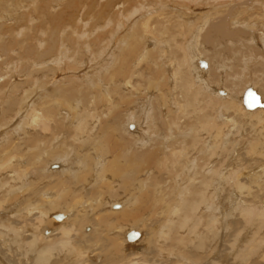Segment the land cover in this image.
Wrapping results in <instances>:
<instances>
[{
	"label": "bare ground",
	"instance_id": "obj_1",
	"mask_svg": "<svg viewBox=\"0 0 264 264\" xmlns=\"http://www.w3.org/2000/svg\"><path fill=\"white\" fill-rule=\"evenodd\" d=\"M24 2L0 0V264H264V0Z\"/></svg>",
	"mask_w": 264,
	"mask_h": 264
},
{
	"label": "rangeland",
	"instance_id": "obj_2",
	"mask_svg": "<svg viewBox=\"0 0 264 264\" xmlns=\"http://www.w3.org/2000/svg\"><path fill=\"white\" fill-rule=\"evenodd\" d=\"M22 2L23 3H25L26 4V2H24V0H22ZM86 30H87V28H86ZM65 35H66V33H64L63 35H62V41H63V39H64V37H65ZM34 36H36V35H34ZM64 44H66V43H64ZM67 45V44H66ZM65 45V47H67L68 48V45L66 46ZM142 84H144V81H143V83ZM58 93H61V92H59L58 91ZM60 95L59 94H57V97H59ZM132 100H134V99H132ZM131 99L129 100V101H118L117 103H115V110L118 108L119 110H124L123 112H127L128 114H129V111H125V110H133V111H138V110H145V108H146V106L144 107V104H141L140 103V101H142V100H145V94H139L138 96H137V100H134V101H136V102H134V101H132ZM138 101H139V103H138ZM126 102H128L127 104H125ZM131 103V104H130ZM120 104V105H119ZM125 104V105H124ZM131 106H129V105ZM134 104H135V106H134ZM121 106V107H120ZM123 107V108H122ZM133 107V108H132ZM144 107V108H143ZM118 109H117V114H122V112H120V111H118ZM132 111V112H133ZM245 112V111H244ZM127 115V114H126ZM126 115H124V116H126ZM12 116V114H10L7 118L9 119L10 117ZM184 129V128H183ZM46 137H48V134H46L45 135ZM20 148V147H19ZM23 151H24V149H19V153L20 154H22L23 153ZM119 152V150L117 151V150H115V151H113L111 154H112V156H115V154H117ZM46 182L47 181H44L43 182V184H46ZM119 183V182H118ZM118 183H117V187H118ZM38 189L39 190H43V186H38ZM118 195V194H117ZM25 199L26 198H28V197H30V195L27 193V194H25ZM125 196H123V197H118V198H114V197H111V199H113L112 201H115V202H119V201H121L123 198H124ZM38 198H39V196H38ZM18 203H19V201H18ZM17 204V203H16ZM14 204H12V206H13ZM157 221V220H156ZM156 221L155 220H153V221H151L149 224H148V226L150 227V229H151V231L154 233L155 231H156V227H157V224H156ZM133 229V228H132ZM148 234L150 233V232H147ZM147 234V235H148ZM142 245H143V247L145 248V247H147V243L146 242H143L142 243ZM132 246H134V245H132ZM238 261V260H237ZM237 261H235V264H238V262ZM237 262V263H236Z\"/></svg>",
	"mask_w": 264,
	"mask_h": 264
},
{
	"label": "water",
	"instance_id": "obj_3",
	"mask_svg": "<svg viewBox=\"0 0 264 264\" xmlns=\"http://www.w3.org/2000/svg\"><path fill=\"white\" fill-rule=\"evenodd\" d=\"M245 105L249 108H255L259 105L258 96L251 90H247L244 94ZM60 218V216H59ZM132 237V236H130Z\"/></svg>",
	"mask_w": 264,
	"mask_h": 264
}]
</instances>
